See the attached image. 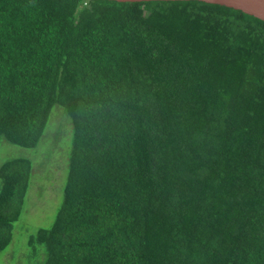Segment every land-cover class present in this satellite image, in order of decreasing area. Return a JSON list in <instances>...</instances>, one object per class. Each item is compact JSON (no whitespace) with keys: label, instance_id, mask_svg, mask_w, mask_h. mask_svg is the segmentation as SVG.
<instances>
[{"label":"trees","instance_id":"trees-1","mask_svg":"<svg viewBox=\"0 0 264 264\" xmlns=\"http://www.w3.org/2000/svg\"><path fill=\"white\" fill-rule=\"evenodd\" d=\"M56 109L63 198L22 264H264V20L200 0H0V145L35 147ZM30 179L27 157L0 163V253Z\"/></svg>","mask_w":264,"mask_h":264},{"label":"rangeland","instance_id":"rangeland-1","mask_svg":"<svg viewBox=\"0 0 264 264\" xmlns=\"http://www.w3.org/2000/svg\"><path fill=\"white\" fill-rule=\"evenodd\" d=\"M58 108V107H57ZM52 113L37 145L25 148L2 140L0 163L8 158L27 157L31 162V179L20 218L13 227L12 241L0 253V264L23 263L26 239L31 231L48 226L63 198V186L68 172V154L72 126L66 114ZM14 258L11 259V255Z\"/></svg>","mask_w":264,"mask_h":264},{"label":"water","instance_id":"water-1","mask_svg":"<svg viewBox=\"0 0 264 264\" xmlns=\"http://www.w3.org/2000/svg\"><path fill=\"white\" fill-rule=\"evenodd\" d=\"M118 1H147V0H118ZM205 2L222 4L240 9L245 13L264 20V0H200Z\"/></svg>","mask_w":264,"mask_h":264}]
</instances>
